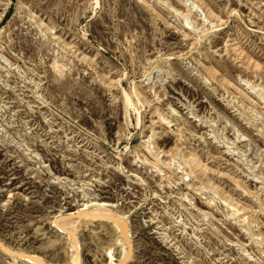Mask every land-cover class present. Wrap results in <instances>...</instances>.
Here are the masks:
<instances>
[{
    "label": "rangeland",
    "instance_id": "obj_1",
    "mask_svg": "<svg viewBox=\"0 0 264 264\" xmlns=\"http://www.w3.org/2000/svg\"><path fill=\"white\" fill-rule=\"evenodd\" d=\"M17 3L0 0L6 251L68 264L54 214L107 201L129 264H264V0ZM86 222L83 264H109L118 231Z\"/></svg>",
    "mask_w": 264,
    "mask_h": 264
},
{
    "label": "bare ground",
    "instance_id": "obj_2",
    "mask_svg": "<svg viewBox=\"0 0 264 264\" xmlns=\"http://www.w3.org/2000/svg\"><path fill=\"white\" fill-rule=\"evenodd\" d=\"M22 2H23V0H18V3L16 5L17 6L20 5V4H22ZM197 7H198V5H197ZM0 18H2V17H0ZM6 26H7L6 24L1 26L2 30ZM209 30H210V28H209ZM1 55H3V54H1ZM3 65H5V64H3ZM169 69H170V72L173 73L172 75H175L174 69L173 68H169ZM58 70H60V69H58ZM207 71L212 74V69L211 68L207 69ZM169 75H171V74H169ZM207 79L210 80L211 79L210 76H208ZM252 88L254 90L256 89L254 86ZM137 97L139 98L140 96L138 95ZM139 100L141 101V99H139ZM140 103H142V101ZM220 117H222V116H220ZM234 129H235V134L237 135V137L238 138H242L243 135L240 133V131L237 128H235V127H234ZM151 138L149 140V143H152V139ZM150 146L151 145H148L147 148L152 150L150 148ZM245 160L247 161L246 156H245ZM186 163H188V162H186ZM181 164L182 163L177 162L176 158L175 159L173 158V161H172L171 166L169 168H171V169L173 168L174 169V170L172 169L173 171H178L180 169V167H181ZM168 166H169V163H168ZM249 167L252 170H255L254 166L253 167L249 166ZM188 175L189 174L186 173V175H183V177L184 176L188 177ZM258 177H261L262 179H264V176H262V175H260ZM203 194H204L203 195L204 198L207 199L208 201H211V202L214 201V197H212L210 195H207L205 193H203ZM84 203H85L84 206L81 207L78 210V212H76V211L75 212H69V213L64 214V215H62L60 213L59 214L55 213L53 218H52V221H51L52 225L58 231L65 233L67 239L69 238V241H70L69 249H70V252H71V254H70L71 258H70V263H68V264H83V262H84V257H83V254L81 252L82 251L81 250L82 249V245H81L79 230L82 228V226L84 224L85 225L88 224V222L85 223V221H93L96 224H110V225H112L113 227L116 228V230L119 233V236H117L118 237L117 238V242L120 244L121 253H120L119 256H117L116 253H115L114 248L111 246V247H109L106 250V256L110 260L109 264H117L122 258H124L127 255V253H128V245L125 242L124 232L120 228V225H119L120 222L116 218L125 219L126 225L128 226V229H129L130 238H131V241H132V244H133L132 230H131L130 222H129V219H128V215L124 214L123 212L118 211L115 208V206H116L115 203H110V202H107V201H94L93 203L92 202H90V203L89 202L88 203L84 202ZM90 204H92V207H90ZM225 205H227V207L229 208V202H226ZM245 214H247V213H245ZM245 214L238 213V209H232V208H230V211L227 213L228 216H233L234 219L237 220L238 222H240L241 224H243L245 222V217H244V216H246ZM103 218H106V219H103ZM241 218H243V219H241ZM248 225L249 224H247V227H248ZM60 240H61V238H60ZM4 247H8V246L4 243V241H2L0 239V250L6 252L10 256H12L15 260H18L19 262H21L22 264L23 263H26V264H54V263H50V262L46 261L42 255L40 256V255L35 254V253H19L18 251H15V250L13 251L14 253L7 252L6 248H4ZM16 253H17V255H15ZM129 262H130V260L128 262H126L125 264H129Z\"/></svg>",
    "mask_w": 264,
    "mask_h": 264
},
{
    "label": "water",
    "instance_id": "obj_3",
    "mask_svg": "<svg viewBox=\"0 0 264 264\" xmlns=\"http://www.w3.org/2000/svg\"><path fill=\"white\" fill-rule=\"evenodd\" d=\"M103 219H106V218H103ZM118 219V221L120 222L119 225H120V228L123 230L124 232V238H125V242L127 243L128 245V253L127 255L122 258L117 264H125L126 262H128L132 256H133V244H132V241H131V238H130V233H129V229H128V226L126 225V222H125V219L123 218H116ZM12 253H14L12 250H10ZM17 254V253H16Z\"/></svg>",
    "mask_w": 264,
    "mask_h": 264
}]
</instances>
